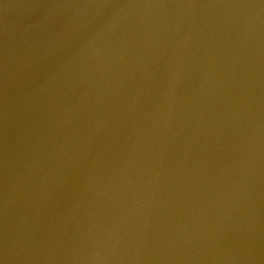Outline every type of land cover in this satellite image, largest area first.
<instances>
[{
    "label": "water",
    "instance_id": "water-1",
    "mask_svg": "<svg viewBox=\"0 0 264 264\" xmlns=\"http://www.w3.org/2000/svg\"><path fill=\"white\" fill-rule=\"evenodd\" d=\"M0 264H264V0H0Z\"/></svg>",
    "mask_w": 264,
    "mask_h": 264
}]
</instances>
